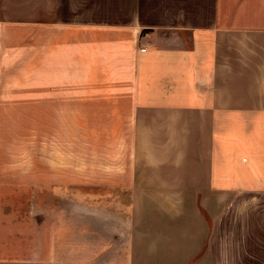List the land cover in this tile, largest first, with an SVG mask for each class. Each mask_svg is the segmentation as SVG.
Here are the masks:
<instances>
[{
    "label": "crops",
    "instance_id": "obj_1",
    "mask_svg": "<svg viewBox=\"0 0 264 264\" xmlns=\"http://www.w3.org/2000/svg\"><path fill=\"white\" fill-rule=\"evenodd\" d=\"M9 72L106 106L125 159L74 194L0 179V264H264V0H0Z\"/></svg>",
    "mask_w": 264,
    "mask_h": 264
},
{
    "label": "rangeland",
    "instance_id": "obj_2",
    "mask_svg": "<svg viewBox=\"0 0 264 264\" xmlns=\"http://www.w3.org/2000/svg\"><path fill=\"white\" fill-rule=\"evenodd\" d=\"M37 76L0 74L4 87L17 86L13 97L18 102L0 105V179L31 177L38 183L50 177L57 192L74 194L75 183L121 169L124 144L113 146L111 122L92 120L106 106L36 103L42 100L41 91L29 87L41 84ZM74 84L68 80V101L75 100Z\"/></svg>",
    "mask_w": 264,
    "mask_h": 264
}]
</instances>
